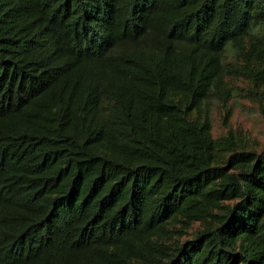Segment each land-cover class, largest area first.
<instances>
[{
	"label": "trees",
	"instance_id": "16d2710c",
	"mask_svg": "<svg viewBox=\"0 0 264 264\" xmlns=\"http://www.w3.org/2000/svg\"><path fill=\"white\" fill-rule=\"evenodd\" d=\"M239 93L264 0H0V264H264Z\"/></svg>",
	"mask_w": 264,
	"mask_h": 264
},
{
	"label": "rangeland",
	"instance_id": "374dc122",
	"mask_svg": "<svg viewBox=\"0 0 264 264\" xmlns=\"http://www.w3.org/2000/svg\"><path fill=\"white\" fill-rule=\"evenodd\" d=\"M232 107V115L229 119L233 130L241 132L247 138V144L251 149L261 151L264 149V111L258 101L252 97L240 93L229 102ZM224 110L215 103L212 111L213 135L219 137L227 133L224 125Z\"/></svg>",
	"mask_w": 264,
	"mask_h": 264
}]
</instances>
